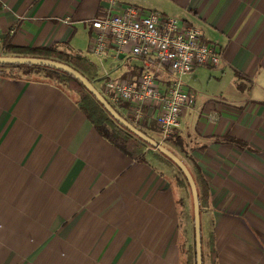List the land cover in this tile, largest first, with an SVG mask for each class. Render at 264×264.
<instances>
[{"label": "crops", "instance_id": "1", "mask_svg": "<svg viewBox=\"0 0 264 264\" xmlns=\"http://www.w3.org/2000/svg\"><path fill=\"white\" fill-rule=\"evenodd\" d=\"M0 4V51L5 41L25 48L59 45L89 61V21L108 6L112 12L139 7L199 28L219 63L185 76L212 71L218 86L227 83L231 92L200 99L182 83L191 102L174 131L181 146L168 149L188 171L198 169L207 185L209 204L200 215L202 264L203 213L214 264H264V101L245 92L246 83L264 92V0ZM132 59H97L109 62L105 76L96 72L100 90L109 72L116 74L112 79H135ZM155 76L163 88L169 75L159 69ZM147 114L134 127L160 143ZM150 150L155 151L142 154L146 163L129 159L96 133L61 89L0 77V264H182L179 247H190L182 226L183 191L172 184L171 167Z\"/></svg>", "mask_w": 264, "mask_h": 264}, {"label": "built area", "instance_id": "2", "mask_svg": "<svg viewBox=\"0 0 264 264\" xmlns=\"http://www.w3.org/2000/svg\"><path fill=\"white\" fill-rule=\"evenodd\" d=\"M89 30V53L96 59L141 58L142 70L135 79L106 80L100 95L128 115L133 126L141 125L148 112L160 141L167 140L191 102L180 78L196 67L216 66L219 53L202 41V31L190 22L133 6L117 12L108 6L89 21ZM158 69L169 75L163 88L155 80Z\"/></svg>", "mask_w": 264, "mask_h": 264}, {"label": "trees", "instance_id": "3", "mask_svg": "<svg viewBox=\"0 0 264 264\" xmlns=\"http://www.w3.org/2000/svg\"><path fill=\"white\" fill-rule=\"evenodd\" d=\"M58 47L59 45H53L46 48L14 47L12 45H9V43L5 41L0 51V56H7L8 53L14 57H31L57 61L69 66L71 69L84 77L89 83H91L93 87H95L94 83L96 80V70L92 66V64L79 54L66 53L65 51H60ZM136 60L141 63V58H136ZM133 67L134 68L132 70L134 72V77H137L141 72L142 67L141 65ZM0 77L14 80H23L27 82L40 81L42 83H46L48 85L61 89L68 95L69 98L73 100L78 111L90 123L92 128L102 139L107 141L112 147H114L121 153L125 154L129 159L146 163L145 159H143L142 157V154L146 148L150 147L147 144L143 143L140 139L136 138L134 135L126 131L118 123H116L108 115V113L104 111L100 104L83 88V86L69 75L42 66L0 65ZM112 108L119 116H121L123 119H125V121L131 124L129 120L119 114L114 106H112ZM139 131L142 132L140 128ZM174 131L172 132L171 136L167 140H165V142L180 147L181 139L174 133ZM142 133L144 134V132ZM222 140L230 142L232 144H238L239 147L242 145L239 144V141L233 138L231 139L228 137H224ZM167 150L169 151L168 147ZM149 152H152L150 154L154 156L156 160L161 161L167 167L170 166L169 164L171 163L164 156L160 155L156 151L150 150ZM189 173L195 185L200 224V215L202 214V210L204 208H207L209 204V193L206 182L204 181L199 170L195 169V167L193 166V169L189 171ZM183 182L184 184H186L184 179ZM181 185L182 183L180 181L178 186ZM179 248L180 253L183 256L182 264H195L194 244H192L191 247H185L184 245H182ZM208 254L210 256V263L214 264L215 255L211 244H208Z\"/></svg>", "mask_w": 264, "mask_h": 264}, {"label": "water", "instance_id": "4", "mask_svg": "<svg viewBox=\"0 0 264 264\" xmlns=\"http://www.w3.org/2000/svg\"><path fill=\"white\" fill-rule=\"evenodd\" d=\"M0 65H30L42 66L53 70L65 73L80 83L83 88L100 104L106 113L126 131L140 139L147 144L151 149L164 156L176 169L180 172L189 189L191 204H192V226H193V244H194V259L195 264H202L201 262V238H200V224L198 213V201L195 190V185L192 177L185 167V165L170 151L161 146L159 143L147 137L132 124L128 123L119 116L112 106L100 95V93L79 73L71 69L69 66L47 59L31 58V57H14V56H0Z\"/></svg>", "mask_w": 264, "mask_h": 264}, {"label": "rangeland", "instance_id": "5", "mask_svg": "<svg viewBox=\"0 0 264 264\" xmlns=\"http://www.w3.org/2000/svg\"><path fill=\"white\" fill-rule=\"evenodd\" d=\"M130 4V3H128ZM138 5L137 3H131L130 5ZM139 8V7H138ZM141 9V8H140ZM145 10V9H144ZM86 58L89 60V62L92 64V66L95 68L96 72H97V77L102 78L103 76H105L107 74V70H109V62H107L106 64L104 63H100L95 57H93L90 53H85ZM131 66H140L141 63L136 60V59H132L130 62ZM159 71V69L157 70ZM211 75H214V73L212 71H208V70H201V71H196L193 74H191V76H182L180 79V83L184 84L183 89L184 91L187 90V88H190L191 90L194 91V94L196 95V97H200V99H202V97H206L209 95H212L214 93H223V95L225 97L229 96V93L231 92L230 88L228 87L227 83H225L223 86H218L217 82L215 79H213V77H211ZM164 75H160V77H162ZM108 77L110 79L116 77L115 73H108ZM96 78V77H95ZM162 79V78H161ZM101 83L99 82H95L94 86L95 88H97L98 90H100V85ZM247 84V88L245 90V92L247 93L248 98L250 97L251 100H259V101H264V92L256 89L254 87H252L251 84L246 83ZM216 88H222V91H217L215 90ZM252 88V89H251ZM251 90V91H250ZM244 97V96H243ZM157 138H155L156 140ZM164 142V143H162ZM159 144L161 146H163L164 148H170L169 143H167V147H166V143L165 141H162ZM188 164V162H187ZM171 167L168 172L171 174V180L173 181V185H175L176 188H180L183 191L182 196L180 197V200L182 201V203L185 205L184 210H183V214H182V226H184V232H185V239H186V245H189L190 247L193 244V227H192V209H191V201H190V196H189V192L188 189L186 187V184H184L182 176L180 175V173L176 170V168L169 164ZM190 166V165H189ZM182 183V187H177L176 185H179V183ZM178 199V198H177ZM179 200V201H180ZM203 228H204V233H203V240H204V245H203V264H208V256L207 255V251L208 249H206V244H205V227L207 224V220H206V215L203 213ZM210 257V256H209Z\"/></svg>", "mask_w": 264, "mask_h": 264}]
</instances>
